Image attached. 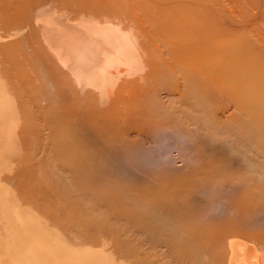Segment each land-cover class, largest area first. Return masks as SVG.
<instances>
[{
  "label": "bare ground",
  "instance_id": "bare-ground-1",
  "mask_svg": "<svg viewBox=\"0 0 264 264\" xmlns=\"http://www.w3.org/2000/svg\"><path fill=\"white\" fill-rule=\"evenodd\" d=\"M236 1L264 3L0 0V264H264V37ZM162 130L205 149L113 167Z\"/></svg>",
  "mask_w": 264,
  "mask_h": 264
},
{
  "label": "rangeland",
  "instance_id": "rangeland-1",
  "mask_svg": "<svg viewBox=\"0 0 264 264\" xmlns=\"http://www.w3.org/2000/svg\"><path fill=\"white\" fill-rule=\"evenodd\" d=\"M261 3V2H260ZM240 4V5H239ZM237 3V1H236V10L234 11V13H232V15L230 16H228L227 17V19L225 20L226 22V26H228L229 24V28L230 29H232V30H237L238 28L239 29H241V28H243V27H249L250 28V30L254 33V34H256V35H258L259 37H264V6H262L264 3H262V4H258V5H256V4H251V6H248V7H250V9L249 8H246L245 7V5L243 4V3ZM239 5V6H238ZM253 5V6H252ZM262 7V8H261ZM252 8V9H251ZM126 10H127V8H125ZM243 9V10H242ZM263 9V10H262ZM252 10V11H251ZM256 11H258V12H256ZM126 12V11H125ZM129 12V11H128ZM235 12H237V13H235ZM243 12V13H242ZM255 14H254V13ZM245 13V14H244ZM243 14V15H242ZM235 15V16H234ZM242 15V16H241ZM263 15V16H262ZM246 16L248 17V18H246ZM260 16H261V18H260ZM236 18H238V19H236ZM229 19V20H228ZM231 19V20H230ZM234 19V20H233ZM247 20H249V21H247ZM234 21V22H233ZM240 21H241V23H240ZM252 25H251V24ZM254 23V24H253ZM235 24V25H234ZM233 25V26H232ZM255 26V27H254ZM231 27H233V28H231ZM256 27H259V28H256ZM228 28V29H229ZM253 29V30H252ZM256 29V30H255ZM257 30H259V31H257ZM261 30V31H260ZM259 32V33H258ZM24 33V32H23ZM259 34H261V35H259ZM263 35V36H262ZM14 38V37H13ZM13 38H10V39H12V41L13 40H15V38L13 39ZM10 39H7L6 40V42H9V41H11ZM1 41H4V40H1ZM264 41V40H263ZM0 43H2V42H0ZM157 44V43H156ZM153 46H154V44H152ZM158 45V44H157ZM145 72H148V70L146 69V71ZM124 77H126V76H124ZM127 78V77H126ZM126 78H125V80H126ZM136 77H132V78H130L129 77V80L130 79H135ZM122 80H124L123 78H122ZM135 90V89H134ZM133 90V92L135 93V91ZM121 95H122V93H121ZM125 95L126 94H124L123 95V97H125ZM127 96L128 95H126V98H127ZM127 101H123V103L124 104H126V105H124L122 102V104L125 106H120V105H122L121 103L118 105V107L120 108H126L127 107V105L129 106V104L130 103H126ZM224 102V103H223ZM223 102H221V105H219V109H221V111L218 109V111H217V114H218V117H220L221 119H226L227 117H230L231 115H232V113H233V111L232 110H234V106H232V103L230 102V101H228V102H226V101H223ZM226 102V103H225ZM223 103V104H222ZM227 104V105H226ZM116 105V106H117ZM226 106V107H225ZM227 106H230V107H227ZM221 107V108H220ZM224 108H226V110L224 109ZM139 122H137L136 123V126L137 127H139L140 125L138 124ZM135 125L134 126H132V127H130V129H129V133H131V131L134 133V132H136L137 130V127H135ZM79 129V128H78ZM134 130H136V131H134ZM48 130H46L45 131V133H48L47 132ZM79 131V130H78ZM173 131H175V130H162V132L161 131H159V132H157V135L155 134V136L153 137V140L152 139H145V142L143 141L142 142V145H141V147L142 148H140L141 149V151H140V153L141 154H146L147 152V154H146V156L145 157H147V160L145 161H143L142 159V163H141V161H140V163H138L137 165H136V163L134 164H130L129 162H126L125 161V163H123L124 161L123 160H118V161H116L113 165V167L115 168V169H117L118 170V168H119V172L121 171V169H122V171H121V173L124 175V173H126V172H128L129 170H130V168H131V172H133V174L134 175H140V176H145L143 173H148V172H150V171H158V169H160V167L161 168H166L167 167V169H169V170H171V171H177V170H186L191 164H193L194 163V161L193 160H195L196 158H198V155H200L199 153H200V151H201V149L203 148V147H200V146H198V144L196 143V141L195 140H193V139H191V137L190 136H188L186 133H177L178 131L176 130V133L175 132H173ZM180 134H182V135H185V136H180ZM179 135V136H178ZM149 136V135H148ZM190 137V138H189ZM156 139V140H155ZM143 145H145V146H143ZM219 145V144H218ZM197 146V147H196ZM194 147V148H193ZM195 147L197 148V149H195ZM145 148V149H144ZM207 148V147H206ZM143 149V150H142ZM200 149V151H198ZM204 149L205 148H203V151H204ZM208 149V148H207ZM193 151V152H191V151ZM195 150V151H194ZM143 151V152H142ZM145 151V152H144ZM207 151V150H206ZM43 153H44V151H42ZM198 152V153H197ZM39 153H41V151L40 152H38V154ZM43 153H41V155L39 154H37L38 155V157L37 158H39V157H43ZM195 153V154H194ZM190 154H192V155H190ZM201 154H202V152H201ZM148 155V156H147ZM189 155H190V157H189ZM194 155V156H193ZM249 155V154H248ZM41 157V158H42ZM143 157V156H142ZM144 157V158H145ZM150 157V158H149ZM188 157H189V159H188ZM149 159V160H148ZM187 160H189L188 162H187ZM192 160V162H190ZM144 163V164H143ZM121 164V165H120ZM122 164H128L127 165V167H129L128 168V171H126V169L125 168H127L126 166H122ZM20 165V164H19ZM19 165H15L17 168L16 169H20L21 167L19 166ZM121 166H122V168H121ZM147 166H149L150 168H152V169H149ZM164 166V167H163ZM166 166V167H165ZM124 167V168H123ZM157 168L158 167V169H154V168ZM169 167V168H168ZM15 169V168H14ZM15 169V170H16ZM154 169V170H153ZM150 170V171H149ZM14 171V170H13ZM12 171V172H13ZM20 171V170H19ZM125 171V172H124ZM140 171V172H139ZM143 171V172H142ZM17 172H18V170L17 171H15V172H13L14 173V175L13 174H11V175H8V176H10V178H13L14 176L16 177V174H17ZM131 172H128V173H130L131 174ZM142 172V173H141ZM132 174V175H133ZM138 175V176H139ZM13 176V177H12ZM229 186V187H228ZM223 188V191H222V188ZM218 188H220L219 189V191H221V193H223V194H221V193H219L221 196V198H219L218 199V197H217V201H215V202H213L212 203V209H213V211H210V212H208V214H210V216H211V214L213 215V217L212 218H216V217H219L220 215H223V214H225V212H226V206H228V205H225L226 203H225V200H226V202H227V199H226V197L228 196V193H226L225 194V191H229V194L230 193H232L233 191H235V190H237V188H236V185H234V186H232V184H226V185H223V186H220V187H218ZM229 188V189H228ZM227 189V190H226ZM218 191V192H219ZM200 193V192H199ZM203 193V192H202ZM198 193H196L195 195H197ZM207 194V193H206ZM205 194V196L206 197H208V195H206ZM198 195H201V197L204 195V194H198ZM197 195V196H198ZM225 197H224V196ZM203 202H205V201H207V200H205L206 198L204 197V200H203V197L201 198L200 196H198ZM211 197V196H210ZM215 198V197H214ZM224 198H225V200H224ZM214 200L213 198H209V200ZM216 199V198H215ZM221 200V201H220ZM220 202V203H219ZM219 205V206H217V205ZM216 206H217V208H216ZM216 209H215V208ZM221 209H220V208ZM211 209V210H212ZM219 211V212H218ZM219 215H218V214ZM218 216H217V215ZM214 215H216V217H214ZM208 216V215H207ZM259 216V219L257 218ZM209 217V216H208ZM264 211H259L257 214H256V216H255V221L257 222V223H259L260 224V221H261V223L263 222L264 223ZM67 236L69 237V238H72V233L70 234V233H67ZM147 246V245H146ZM145 246V247H146ZM167 246V245H166ZM160 247H162V248H160ZM167 248H168V246L165 248V245L163 246V244H162V246L160 245L158 248L156 247L155 249H158V251L159 252H163L162 253V255H165L166 254V252L168 251L167 250ZM155 251H157V250H155ZM164 252H165V254H164ZM158 253V252H157ZM161 255V256H162Z\"/></svg>",
  "mask_w": 264,
  "mask_h": 264
}]
</instances>
